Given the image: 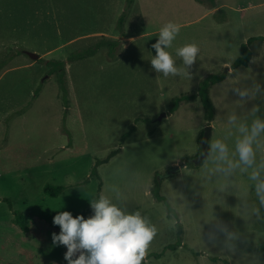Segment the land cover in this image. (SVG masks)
I'll return each mask as SVG.
<instances>
[{
    "label": "rangeland",
    "instance_id": "obj_1",
    "mask_svg": "<svg viewBox=\"0 0 264 264\" xmlns=\"http://www.w3.org/2000/svg\"><path fill=\"white\" fill-rule=\"evenodd\" d=\"M167 22L181 30L169 49L179 74L165 77L151 58ZM257 36L264 0H0V264H67L52 240L59 232L29 213L88 218L101 195L155 228L142 264H264V203L251 179L264 162V136L252 167L228 172L211 149L222 140L235 162L238 125L264 119V42L249 45L248 66L230 69ZM109 41L119 42L115 52ZM97 43L95 55L69 60ZM185 44L200 49L190 67L175 56ZM51 61H65V94ZM221 73L209 89L211 121L199 97L178 100ZM208 125L209 154L195 165ZM46 184L65 188L51 197ZM13 210L42 239L22 232Z\"/></svg>",
    "mask_w": 264,
    "mask_h": 264
},
{
    "label": "clouds",
    "instance_id": "obj_2",
    "mask_svg": "<svg viewBox=\"0 0 264 264\" xmlns=\"http://www.w3.org/2000/svg\"><path fill=\"white\" fill-rule=\"evenodd\" d=\"M180 30L177 23H165L159 30L157 42L152 45L155 50L151 58L152 67L165 77L179 74L169 49ZM199 51L196 44H185L176 49L175 56L182 58L183 64L190 67ZM236 121L235 115L229 117L230 124L235 125ZM238 132L240 135L235 140L232 153L238 157L235 162L229 158V147L222 140L216 139L211 143L212 151L218 153L216 159L227 164L228 172L241 165L252 167L256 163L253 146L264 136V119H253L250 124L240 123ZM261 170H264V162L258 171L252 173L251 179L259 181L256 191L264 203V180L259 179ZM91 208L93 215L88 218L82 215L74 217L68 211H62L53 218L60 232L53 234L52 240L58 246H66L64 258L67 264H142L155 228L139 212L127 214L103 195L92 200Z\"/></svg>",
    "mask_w": 264,
    "mask_h": 264
},
{
    "label": "trees",
    "instance_id": "obj_3",
    "mask_svg": "<svg viewBox=\"0 0 264 264\" xmlns=\"http://www.w3.org/2000/svg\"><path fill=\"white\" fill-rule=\"evenodd\" d=\"M197 2L201 4H210L211 6L215 5V0H196ZM134 0H127L128 5L130 6ZM125 15V13H124ZM124 15L120 16L119 18V26L121 27L123 25L124 21ZM122 37H126V34L124 32L121 33ZM261 40L264 42V37L262 36H257V37H250L246 43H243L240 48L241 55L237 57L233 63L230 66V69H237L239 67H246L248 66V63L251 59L252 52L249 48V45L254 42L255 40ZM108 46L110 47L112 52H115L117 47L119 46L118 41H109L107 42ZM100 43H97L95 47H90L88 49H85L83 51L71 54L69 56L70 61L74 60H79L87 57H91L95 55L96 50ZM53 63V68L52 70L57 73L58 80L61 84V87L64 91V94L66 92V83H65V78H64V66H65V61H51ZM226 74L221 73L219 75H209L207 76L204 81H202V84L199 88V91L197 94L188 96V95H183L181 96L178 100H184V99H190L194 97H199L202 106L205 110V117L207 120H212L214 117V104L210 98L209 95V89L212 85L221 82L225 79ZM65 97V95H64ZM67 101V100H65ZM63 185H52V184H46L43 187V192L51 197H56L58 196L63 190H64ZM154 194L156 195L157 198H161L159 194V189L156 187L154 189ZM3 201L7 202L9 206L12 208V204L9 199L3 198ZM14 214V223L20 228V230L24 233H33L36 236H38L40 239H42V234L40 230L37 228V226L33 223H28L21 215V212L18 210H13ZM57 215V213H53L51 211L45 210V209H32L29 213L30 218H34V220L37 222V224L44 228V229H49L54 232H60V228L58 225H55L53 223V218L54 216ZM178 233H181V228L179 227ZM65 251L66 246H64ZM77 258V257H74Z\"/></svg>",
    "mask_w": 264,
    "mask_h": 264
},
{
    "label": "water",
    "instance_id": "obj_4",
    "mask_svg": "<svg viewBox=\"0 0 264 264\" xmlns=\"http://www.w3.org/2000/svg\"><path fill=\"white\" fill-rule=\"evenodd\" d=\"M27 55H29V57L31 58H38L39 55L37 53H34V52H26ZM162 116H165V114H162ZM211 129L212 127L210 125H208L207 127H205L204 129V133H203V136L201 137L200 139V148H201V154L198 155V157H196L194 160H193V163L195 165H199L201 163V161L203 159H205L208 154H209V147H208V139L210 138L211 136Z\"/></svg>",
    "mask_w": 264,
    "mask_h": 264
}]
</instances>
